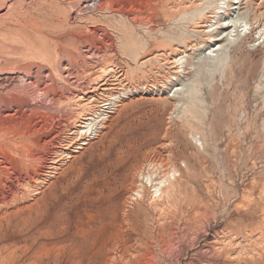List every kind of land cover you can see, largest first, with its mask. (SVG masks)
<instances>
[{"label":"rangeland","instance_id":"obj_1","mask_svg":"<svg viewBox=\"0 0 264 264\" xmlns=\"http://www.w3.org/2000/svg\"><path fill=\"white\" fill-rule=\"evenodd\" d=\"M191 1L0 0V172L25 174L0 189V264H264V0L210 43ZM145 152L178 180L165 206L115 189Z\"/></svg>","mask_w":264,"mask_h":264},{"label":"bare ground","instance_id":"obj_2","mask_svg":"<svg viewBox=\"0 0 264 264\" xmlns=\"http://www.w3.org/2000/svg\"><path fill=\"white\" fill-rule=\"evenodd\" d=\"M181 2V1H180ZM185 3V2H184ZM239 3V2H238ZM237 2H234V0H193L191 1V4L194 6L193 9L194 11L193 14L190 13L192 15V17L190 16V19L192 18H195V17H198L197 18V21H198V29L200 30V33L202 35V38L201 37V40H204L206 41L207 43L212 40V39H216L219 35H218V32L216 31V26H220L221 28H226V24H224L223 22L225 20L222 19V14L223 15H232L235 13L236 8L235 5L238 4ZM186 5V4H185ZM205 6H207V9H209L210 7L213 8V12H209L208 10H206ZM185 8V7H184ZM183 8V9H184ZM186 9V8H185ZM179 10V9H178ZM192 10V9H191ZM176 11V10H175ZM182 11V10H180ZM184 11V10H183ZM207 11L209 12L208 14ZM188 12V11H187ZM190 12V11H189ZM195 12V13H194ZM198 12L199 15L196 13ZM170 13V11H169ZM176 14V16L178 15L176 12L174 13ZM180 14V13H179ZM168 15V14H167ZM172 15V13H171ZM186 15V13H185ZM189 15V14H188ZM198 15V16H197ZM170 16V14H169ZM182 16V15H181ZM187 16V15H186ZM172 17V16H171ZM173 18V17H172ZM184 18V17H183ZM185 18H188V17H185ZM177 21V20H176ZM187 21L189 22V20L187 19ZM214 21V22H213ZM179 23V22H178ZM185 23V22H184ZM190 24V23H189ZM192 24V23H191ZM196 25V24H195ZM229 25V24H228ZM175 25V26H172L173 28H177L179 29V27ZM181 26V24H180ZM182 26H184V24H182ZM186 26V24H185ZM197 26V25H196ZM230 26V25H229ZM172 27H170L172 29ZM194 29V28H193ZM207 29H210L207 31ZM180 30V29H179ZM222 30V29H221ZM175 31V30H174ZM182 30H180L179 32H181ZM198 31V30H197ZM176 32H178V30H176ZM186 32V30H185ZM175 33V32H174ZM187 33V32H186ZM185 33H183L184 35ZM188 34V33H187ZM186 34V35H187ZM175 35H177L178 37V34L175 33ZM174 35V36H175ZM171 36V34H170ZM188 37V35H187ZM192 37V36H191ZM191 37H188V38H191ZM166 38V37H165ZM175 38V37H174ZM180 39V38H179ZM168 40V38H167ZM170 40H171V37H170ZM218 40V39H216ZM186 41V40H185ZM171 43V42H170ZM194 43V42H193ZM173 46L174 43H172ZM178 44V43H177ZM180 44H183L182 43H179V46H181ZM184 46V45H183ZM188 46V45H187ZM182 47V46H181ZM180 48V47H179ZM179 48L178 51H174L176 52V54H181V52H179ZM176 49V50H177ZM171 53V52H170ZM135 54V53H134ZM120 71V70H119ZM125 74V73H124ZM124 74L120 75L118 80L121 81V79H123L124 77ZM119 73H117L115 70L113 69H109L108 71V76L105 77L102 81V86L105 88L104 90H106V94H111L109 95V99H106V101H109L108 104V107L109 106H112V104L114 105L115 102L114 100H111L110 98H113V91L115 90L116 88V84L115 83V80L112 79V78H115L116 76H118ZM118 81V83H119ZM123 81V80H122ZM121 83V82H120ZM123 85V84H122ZM121 86V85H120ZM119 86V87H120ZM118 88V87H117ZM103 91V90H102ZM105 92V91H104ZM100 97V96H99ZM91 99H93V97L89 98L88 101H90ZM98 100V98H97ZM102 100V99H101ZM96 100H92V102H95ZM90 103L89 102V105L92 104V108H94L93 110L95 111L94 112V116L93 118H89L87 119V121H84V124L83 126L78 130L77 132V136L80 135L81 138H83L84 140H87L90 135H94L96 136L97 133H98V130L100 129L101 125H102V122L104 120V118H101V116L103 115V113H99V111L103 110L101 108H99L95 103ZM91 107V106H90ZM102 107V106H100ZM96 108L98 109L99 108V111L96 110ZM109 109V108H108ZM99 113V114H98ZM92 117V116H91ZM82 125V124H81ZM82 140V139H81ZM76 141V140H75ZM73 141V142H75ZM77 142H78V139H77ZM74 145V144H72ZM78 146V144H76ZM151 151V150H150ZM153 151V150H152ZM155 151V150H154ZM138 152V151H137ZM158 152V151H157ZM146 153V152H145ZM152 154V153H151ZM158 154V153H156ZM155 154V155H156ZM154 155V153H153ZM154 155V156H155ZM62 159V158H60ZM119 159V157H118ZM121 159V157H120ZM123 159V158H122ZM158 159V158H157ZM5 161V160H4ZM135 162L133 164H131L130 166H125V169L124 170H121L122 174L118 175L119 176V179L118 177L115 179V189H121L122 191L124 192H129V191H135L137 194V197L135 198L136 201L134 203L135 206H144L146 207L147 209H150L151 207H155L157 208V206L159 205H162L163 202H165L166 200L169 202H172L174 200V197L176 196V192L174 190L173 187H176V184L178 183V180L177 178H174L171 179L169 178V175H170V172L167 171L166 169V166H168L167 164H164V163H159L155 158H153V156H151L148 153L144 154L143 155V159L142 161H138L137 159L134 160ZM3 162V161H2ZM61 160L58 159H53V161L51 162V166H50V169H49V172L48 174L46 175L45 178L41 179L40 182L38 183V186L36 187L35 190H32L30 191L29 193L32 195V194H37L36 192L39 190V187H42L44 186L45 182L51 178V176H53L57 171L58 169L60 168V166L62 165L61 164ZM5 165H8L7 162H4ZM122 164V163H121ZM25 165V163H24ZM9 166V165H8ZM118 166V165H117ZM119 166H121L119 164ZM7 166H4L2 169L4 170H1L0 172V189H3L5 188L6 185H8L11 180H12V176L14 175H18L20 179L19 180V183H20V180H23L24 177H25V174L23 173H12L11 169L8 167L6 168ZM114 167V166H113ZM122 167V166H121ZM174 167V166H173ZM112 168V167H111ZM110 168V169H111ZM172 168V167H171ZM107 169V168H106ZM105 169V170H106ZM113 169V168H112ZM122 169V168H121ZM103 171V170H102ZM101 171V172H102ZM111 171V170H110ZM105 172V171H104ZM106 173V172H105ZM109 173V172H108ZM111 173V172H110ZM99 174V173H98ZM113 174V173H112ZM100 175V174H99ZM102 175V174H101ZM103 175H106L103 173ZM108 175V174H107ZM110 175V174H109ZM174 175V174H173ZM98 177V176H97ZM104 177V176H103ZM112 177V176H111ZM175 177V176H174ZM110 178V177H109ZM146 179L149 181L150 183V186H147L143 183V181H140L139 179ZM106 179V178H105ZM114 179V178H113ZM104 180V179H103ZM146 181V182H148ZM107 182V181H106ZM139 182H142L140 186H138V183ZM145 182V181H144ZM148 183V184H149ZM12 184V183H11ZM107 184V183H106ZM113 186V185H112ZM108 187V186H107ZM8 190V189H7ZM114 190V189H112ZM115 192V190L113 191ZM39 193V192H38ZM125 193V194H126ZM133 193V192H132ZM109 194V193H107ZM128 194V193H127ZM134 194V193H133ZM110 196V195H109ZM132 197V196H131ZM250 199V198H249ZM126 200V199H125ZM115 201V200H114ZM124 201V200H122ZM121 201V202H122ZM117 201H115L116 203ZM119 202V201H118ZM113 204V203H112ZM124 204V203H123ZM122 204V206H123ZM127 204V203H126ZM125 204V205H126ZM129 205V204H128ZM169 205V204H167ZM162 206H165V205H162ZM115 207V206H113ZM117 208L119 206H116ZM134 207V206H133ZM128 208V207H127ZM154 208V209H155ZM161 208V207H160ZM159 208V209H160ZM165 208V207H164ZM167 208V206H166ZM165 208V209H166ZM116 209V208H115ZM164 209V211H165ZM152 210V211H151ZM150 211L153 212V209H151ZM162 210V208H161ZM159 210V211H161ZM149 211V212H150ZM157 211V210H156ZM167 212V211H166ZM163 213V212H162ZM160 214V213H159ZM165 214V213H164ZM114 217V216H113ZM124 220V219H123ZM128 221V220H127ZM160 221V220H159ZM124 222H126L124 220ZM127 224V222H126ZM125 224V225H126ZM130 227V226H129ZM128 228V227H127ZM130 230V228L128 229ZM127 230V231H128ZM126 232V231H125ZM131 232V231H130ZM133 233V232H132ZM127 234V232H126ZM129 235V234H128Z\"/></svg>","mask_w":264,"mask_h":264}]
</instances>
